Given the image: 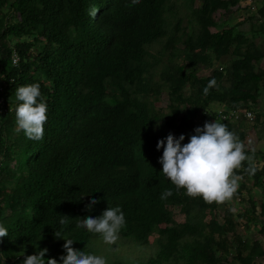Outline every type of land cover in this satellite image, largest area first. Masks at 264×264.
Segmentation results:
<instances>
[{
  "label": "trees",
  "instance_id": "obj_1",
  "mask_svg": "<svg viewBox=\"0 0 264 264\" xmlns=\"http://www.w3.org/2000/svg\"><path fill=\"white\" fill-rule=\"evenodd\" d=\"M176 1L0 0V225L8 230L0 264H21L43 249L46 264L52 258L62 264L64 239L93 253L87 247L96 234L76 224L108 207L125 216L118 245L149 251L111 264L264 258L260 240L238 233L253 224L264 239V153L246 151L256 160L254 174L244 170L247 161L237 171L242 178L231 201L244 205L242 213L229 202L187 196L162 172L159 140L183 134L187 143L189 133L211 122L212 104L256 110L264 94V49L238 30L245 19L234 25L225 19L239 11L240 0H198L196 7V0H179L182 8ZM178 8L190 14L189 30ZM257 13L259 31L264 3ZM155 44L160 48L152 55ZM202 70L209 75L199 76ZM213 78L216 86L205 95ZM31 84L40 85L48 109L40 141L16 125L22 103L16 89ZM163 92L167 104L157 108ZM258 118L256 112L252 124ZM166 189L173 194L162 200ZM93 199L99 202L89 211ZM169 208H178L183 223Z\"/></svg>",
  "mask_w": 264,
  "mask_h": 264
},
{
  "label": "clouds",
  "instance_id": "obj_2",
  "mask_svg": "<svg viewBox=\"0 0 264 264\" xmlns=\"http://www.w3.org/2000/svg\"><path fill=\"white\" fill-rule=\"evenodd\" d=\"M138 3L139 0H132V4ZM97 11L94 7L89 14L95 17ZM12 58L16 59L15 62L13 60L15 64L18 60L16 55ZM215 86L216 80L213 78L203 89L204 94L207 95L209 89ZM15 95L17 100L22 102L15 111L17 131H23L30 140H42L48 109L42 99L40 85L21 86L16 89ZM184 140L183 134L176 138L170 133L165 139L159 140L156 147L157 150L163 149L159 159L163 174L177 190L184 189L186 195L191 198H202L207 204L219 205L230 202L242 178L237 171L244 167L246 161L248 166L244 170L250 175L256 171L254 157L247 154L245 144L225 123L205 122L203 127L194 129V134L189 137L187 143H182ZM172 194L171 190L166 189L161 194V199L166 200ZM98 202L93 199L87 205L88 210L91 211ZM61 223H64V220H61ZM125 224L122 210L119 207H108L99 217L88 216L79 221L76 227L84 228L92 234H99L105 244L114 245L119 240V233ZM54 235L61 238L59 232ZM7 236V228L0 225V242ZM64 240L66 255L60 257L62 264H107L104 257L78 251L72 246L73 240ZM47 251L43 249L38 254L24 256L21 264H46L44 257ZM47 264L58 262L52 258L47 260Z\"/></svg>",
  "mask_w": 264,
  "mask_h": 264
},
{
  "label": "rangeland",
  "instance_id": "obj_3",
  "mask_svg": "<svg viewBox=\"0 0 264 264\" xmlns=\"http://www.w3.org/2000/svg\"><path fill=\"white\" fill-rule=\"evenodd\" d=\"M244 3H239V7L238 10L235 13H233L231 16H226L225 19H229L230 21H227L228 23H230L231 25H234L238 22H240L242 20V18H245V9H243L242 7ZM175 5H177L178 7H181V1H176ZM198 5V0L195 1V4L193 5V7H196ZM182 8V7H181ZM245 8V7H244ZM180 8H178L179 10ZM180 16L183 19L182 22V26L184 29H188L189 30V20H190V14L189 12H187L184 9H180ZM217 15H214V18ZM222 19H218V24L220 23ZM238 30H243L245 31V23L244 25H241ZM160 46L158 44L152 45L150 48V53L152 55H156L158 50H159ZM162 57H165V55H163ZM160 69V66L157 68V70ZM209 70H202L199 72V76H207L209 75ZM167 104V95L163 92L162 93V97L160 98V100L158 102H156V106L157 108H164ZM218 105L217 104H212L211 105V110L212 111H217L218 110ZM259 119V118H258ZM192 134L194 133H189L188 136L190 137ZM245 144V141H241ZM264 153V152H262ZM11 191L9 190V193ZM264 197V196H263ZM230 207H232V209L234 210V212L236 213H242L243 211V206L242 204L239 203H235L230 201L229 202ZM170 210H172L173 212V216H174V220L177 223H183L184 221V217L179 213L178 208H169ZM218 219V221L221 220V217L218 215L216 217ZM256 225H249L247 227H239L238 228V233L240 235L243 236V238L246 241H250V240H260V242L262 244H264V239L262 238V236H260L258 234V228H256ZM121 235V231L119 233ZM154 237V236H153ZM153 237H151L149 240L152 241ZM120 241V239L116 242V244L114 245H109V244H105L102 240V238L99 236V234H96L93 236L91 243L89 244V246L87 247L90 248L92 247V250L94 251L91 254H95L101 257H104L107 261V264H111L112 262L116 261V260H120V261H124V260H131V259H135L136 257H140L141 255H143L144 253L147 255L149 254V251H144L142 252L141 250L135 249L131 244H125V246H119L118 242ZM2 242H0L1 244ZM227 264H238L235 261H232L231 258L229 257ZM255 264H264V258L258 259Z\"/></svg>",
  "mask_w": 264,
  "mask_h": 264
},
{
  "label": "crops",
  "instance_id": "obj_4",
  "mask_svg": "<svg viewBox=\"0 0 264 264\" xmlns=\"http://www.w3.org/2000/svg\"><path fill=\"white\" fill-rule=\"evenodd\" d=\"M239 3H244L243 6L245 7H242L245 9V18H242V20L245 19V35L250 38V41L253 42L257 48L264 49V29L260 28V30L257 31L256 26L259 23H255L261 22L257 12L262 7L264 0H240ZM259 67L264 69V59L259 62ZM260 98L258 109H256L257 114H259V119L255 124L244 120L236 123L221 122L215 117L211 118V122L218 121L227 124L229 130L235 132L238 137L242 134L246 151L249 153L264 152V94H262ZM221 108L222 107L219 106L218 110ZM257 161L261 162L260 158ZM254 162H256V160H254ZM256 191L257 190H252V194H255Z\"/></svg>",
  "mask_w": 264,
  "mask_h": 264
},
{
  "label": "built area",
  "instance_id": "obj_5",
  "mask_svg": "<svg viewBox=\"0 0 264 264\" xmlns=\"http://www.w3.org/2000/svg\"><path fill=\"white\" fill-rule=\"evenodd\" d=\"M14 62L16 59H13ZM212 116L218 119L221 122H239L241 120L253 123L256 120V110L249 109L247 107L235 108V109H226L221 108L217 111L210 112Z\"/></svg>",
  "mask_w": 264,
  "mask_h": 264
}]
</instances>
